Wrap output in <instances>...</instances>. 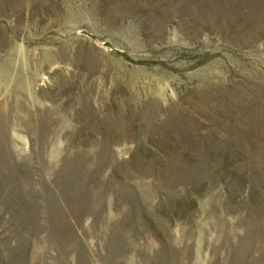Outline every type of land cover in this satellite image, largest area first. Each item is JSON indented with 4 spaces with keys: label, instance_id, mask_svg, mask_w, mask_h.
I'll list each match as a JSON object with an SVG mask.
<instances>
[{
    "label": "rangeland",
    "instance_id": "obj_1",
    "mask_svg": "<svg viewBox=\"0 0 264 264\" xmlns=\"http://www.w3.org/2000/svg\"><path fill=\"white\" fill-rule=\"evenodd\" d=\"M0 264H264V0H0Z\"/></svg>",
    "mask_w": 264,
    "mask_h": 264
}]
</instances>
